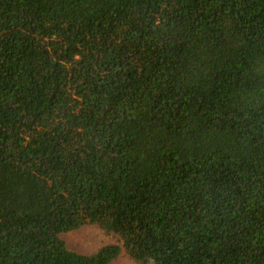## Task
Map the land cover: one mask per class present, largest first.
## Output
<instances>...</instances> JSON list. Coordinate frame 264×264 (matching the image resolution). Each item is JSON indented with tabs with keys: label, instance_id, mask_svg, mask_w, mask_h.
Returning a JSON list of instances; mask_svg holds the SVG:
<instances>
[{
	"label": "trees",
	"instance_id": "1",
	"mask_svg": "<svg viewBox=\"0 0 264 264\" xmlns=\"http://www.w3.org/2000/svg\"><path fill=\"white\" fill-rule=\"evenodd\" d=\"M121 249L264 264V0H0V264Z\"/></svg>",
	"mask_w": 264,
	"mask_h": 264
},
{
	"label": "rangeland",
	"instance_id": "2",
	"mask_svg": "<svg viewBox=\"0 0 264 264\" xmlns=\"http://www.w3.org/2000/svg\"><path fill=\"white\" fill-rule=\"evenodd\" d=\"M68 248L81 253H89L97 247L116 242L114 236L96 224H85L60 234ZM108 264H137L122 249Z\"/></svg>",
	"mask_w": 264,
	"mask_h": 264
}]
</instances>
